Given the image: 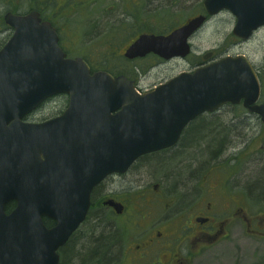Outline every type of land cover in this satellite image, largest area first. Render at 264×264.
Wrapping results in <instances>:
<instances>
[{
  "label": "water",
  "instance_id": "95a60500",
  "mask_svg": "<svg viewBox=\"0 0 264 264\" xmlns=\"http://www.w3.org/2000/svg\"><path fill=\"white\" fill-rule=\"evenodd\" d=\"M203 7L209 16L229 11L236 19L232 33L242 40L264 25V0H204ZM4 20L14 33L0 51V264H58L56 251L84 219L91 190L139 157L174 146L196 117L243 100L264 122V104L254 106L258 81L243 56L138 95L124 76L90 75L82 60L65 59L37 14L8 13ZM204 20L193 18L167 36L141 35L124 57L185 58L188 38ZM59 93L69 97L60 117L40 125L21 121ZM10 202L15 208L7 215ZM44 217L55 226L46 228Z\"/></svg>",
  "mask_w": 264,
  "mask_h": 264
},
{
  "label": "flooded vegetation",
  "instance_id": "af4514ba",
  "mask_svg": "<svg viewBox=\"0 0 264 264\" xmlns=\"http://www.w3.org/2000/svg\"><path fill=\"white\" fill-rule=\"evenodd\" d=\"M5 1L27 2V11H12L19 14L37 12L41 22H47L55 29L60 47L64 50L72 47L74 42H132L140 34L153 33L145 27L141 31L135 25L134 31H127V27L138 18L144 1L153 5L163 0H64L62 11L54 10L47 0ZM96 5L107 7L102 10ZM73 18L77 21L71 24ZM143 18L141 16V22ZM262 85L258 105L263 103ZM242 111L243 116L234 115L236 123L223 131V146L217 151V156L225 155L222 160L226 167H237L235 173L244 153V146L239 145L243 117L251 116ZM253 116L262 123L258 115ZM196 131L185 129L178 144L187 134L195 136L200 132ZM222 171L225 172L224 169H210L197 177L185 176L181 172L176 199L170 204L174 214L169 220L156 222L150 221L145 214H139L140 210L133 206L127 188L117 184L123 183L127 173L108 176L92 190L86 218L59 249V264H189L193 258L205 253L238 228L251 236H263L264 221L247 216L242 191L231 193L228 186L234 174L224 175ZM153 189L157 192L158 186L154 185ZM139 196L142 197L141 194ZM108 204L117 205L119 210ZM103 240L107 249L102 258L99 254L91 256L89 251L97 248L95 244ZM107 257H111L109 262H106Z\"/></svg>",
  "mask_w": 264,
  "mask_h": 264
},
{
  "label": "rangeland",
  "instance_id": "374dc122",
  "mask_svg": "<svg viewBox=\"0 0 264 264\" xmlns=\"http://www.w3.org/2000/svg\"><path fill=\"white\" fill-rule=\"evenodd\" d=\"M64 0H47L53 9L62 11ZM204 0H163L159 4H149L144 1L138 11V18L133 19L127 31L152 30L156 34H166L188 18L202 12ZM62 4V5H61ZM27 2L9 3L0 1V22L7 9L23 12L27 11ZM96 5V8L104 9ZM143 12V15H142ZM140 14V16H139ZM141 16L144 17L141 22ZM60 17V16H59ZM73 18L70 23L76 22ZM235 23L234 17L224 11L211 18L207 24L190 40L192 53L185 60L156 63L152 58L136 62H122V54L129 44L128 41H81L74 42L72 47L65 48L71 57L84 58L90 65L100 70H113L123 73L134 81L139 89H152L177 76L181 72H188L192 64H197L199 55L212 53L217 58L225 55H244L258 70L260 83L263 84L262 101L264 100V28L258 30L249 41L236 43L231 34ZM9 36L8 31L0 30V49ZM103 38V37H102ZM101 39V38H100ZM63 44V43H62ZM110 46L120 50L114 56H107ZM112 50H116V49ZM121 54V55H120ZM117 74V73H116ZM67 104L66 96L55 97L31 114L30 121L39 122L55 117L62 113ZM243 116L241 107L226 106L215 115H205L197 122L209 126L207 130L216 131L223 136L228 126L235 124L234 115ZM240 146H244V153L238 167H226L223 163L225 155L219 157L216 151L211 150L206 156L197 148L198 143L193 139L181 142L174 149L157 153L141 159L127 173L123 183H117L127 188L133 200V206L140 210L142 216H149L152 222L169 220L174 212L172 200L176 199L177 177L181 172L191 177L202 176L210 169H224V175L234 174L229 181L231 193L242 191L244 195L245 213L250 218L264 221V125L255 117H243ZM241 120V119H240ZM233 121V122H232ZM193 126V125H192ZM191 126V127H192ZM191 127L188 129L190 130ZM212 127V129L210 128ZM196 144V145H195ZM192 146L196 148H192ZM222 172L220 175L222 176ZM218 173V172H215ZM227 173V174H226ZM237 176V177H236ZM234 179V180H233ZM233 180V181H232ZM239 183L237 187L236 184ZM261 183V184H260ZM157 185V192L153 186ZM131 188V189H130ZM123 194V193H121ZM142 195L140 198L139 195ZM111 257L106 258L109 262ZM109 264V263H108ZM189 264H264V236H250L241 228L229 234L225 239L208 249L205 253L193 258Z\"/></svg>",
  "mask_w": 264,
  "mask_h": 264
},
{
  "label": "trees",
  "instance_id": "16d2710c",
  "mask_svg": "<svg viewBox=\"0 0 264 264\" xmlns=\"http://www.w3.org/2000/svg\"><path fill=\"white\" fill-rule=\"evenodd\" d=\"M122 62L126 63L125 60L123 59ZM209 126H206L205 123L203 122H197L195 125L191 127L190 130L194 131H200L199 133L194 134L195 136L191 134H187L185 136V139L183 142H191L196 140L198 143L197 148L202 151V156H206L207 153L211 150H215L216 152L223 146V141L225 136H220L219 134L216 133V131L210 132L208 129ZM212 129V127H210ZM196 131V132H197ZM196 145V144H195ZM194 146H192L193 148ZM196 148V147H194ZM264 172V171H263ZM264 176V175H263ZM177 181L179 178L177 177ZM261 184V183H260ZM263 189H264V181L262 182ZM11 209V206L6 207V211H9ZM44 223L48 226V221L44 220ZM97 248H93L92 250L89 251V254L91 256H95L99 254V256L102 258L103 252L107 249L106 246V241H100L99 243L95 244Z\"/></svg>",
  "mask_w": 264,
  "mask_h": 264
},
{
  "label": "bare ground",
  "instance_id": "6f19581e",
  "mask_svg": "<svg viewBox=\"0 0 264 264\" xmlns=\"http://www.w3.org/2000/svg\"><path fill=\"white\" fill-rule=\"evenodd\" d=\"M217 153V152H216Z\"/></svg>",
  "mask_w": 264,
  "mask_h": 264
}]
</instances>
